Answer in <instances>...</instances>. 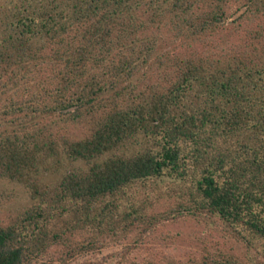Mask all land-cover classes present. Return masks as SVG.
<instances>
[{"label":"trees","instance_id":"trees-1","mask_svg":"<svg viewBox=\"0 0 264 264\" xmlns=\"http://www.w3.org/2000/svg\"><path fill=\"white\" fill-rule=\"evenodd\" d=\"M164 198L264 251V0H0V264H70Z\"/></svg>","mask_w":264,"mask_h":264},{"label":"rangeland","instance_id":"rangeland-1","mask_svg":"<svg viewBox=\"0 0 264 264\" xmlns=\"http://www.w3.org/2000/svg\"><path fill=\"white\" fill-rule=\"evenodd\" d=\"M59 176L60 173L47 174L46 179L51 181ZM166 181L167 179L164 182ZM168 202V198L161 199L149 209L151 214L159 217L155 223L147 227L140 225L119 230L116 235L101 239L95 248L72 259L70 264L82 261L94 264H148L164 258L187 260L193 256L198 257L204 244L216 243L226 250L233 246L234 251L243 258L256 257L264 261L263 248L259 247L258 251L247 250L235 239L224 237L220 225L212 220L208 222L185 214L164 217L163 212ZM22 203H26V199L21 198L17 204ZM39 263L40 261H35L32 264Z\"/></svg>","mask_w":264,"mask_h":264}]
</instances>
